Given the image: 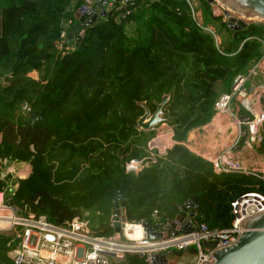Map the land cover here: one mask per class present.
Returning <instances> with one entry per match:
<instances>
[{"label":"trees","instance_id":"obj_1","mask_svg":"<svg viewBox=\"0 0 264 264\" xmlns=\"http://www.w3.org/2000/svg\"><path fill=\"white\" fill-rule=\"evenodd\" d=\"M81 1L0 0V157L31 167L25 178L0 179L8 204L50 221L82 214L100 238L115 231L116 191L129 223L152 224L153 210L171 221L194 198L193 221L209 229L229 226L231 203L250 192L264 197V181L214 174L184 141L211 120L219 93H228L234 78L260 59L264 25L230 32L205 0H196L200 25L188 0H135L124 20L115 22L107 12L68 46L60 33L75 27L72 14ZM213 22L225 36L219 45L205 29ZM126 23H133V35ZM163 95L173 144L135 174L126 173L128 160L148 153L151 132L136 126L139 103L152 113ZM22 102L40 118L28 130V114L18 111ZM236 115L247 112L239 108ZM260 136L264 152V121ZM14 245L9 234H0V264H11L5 253ZM142 263L126 254L120 264Z\"/></svg>","mask_w":264,"mask_h":264},{"label":"built area","instance_id":"obj_2","mask_svg":"<svg viewBox=\"0 0 264 264\" xmlns=\"http://www.w3.org/2000/svg\"><path fill=\"white\" fill-rule=\"evenodd\" d=\"M134 4L135 0H107L104 11L105 14L110 13L115 22H120L132 13ZM189 4L193 20L200 25L194 6L190 2ZM221 20L224 21L222 17ZM124 26L126 32L127 29H131L134 34L133 23H126ZM78 34L81 35L82 30H79ZM64 35L65 31H62L60 37L64 38ZM262 51L260 59L254 65L260 72H264V44ZM237 77L239 78L236 80ZM233 81L236 82L231 86L230 91L220 94L214 102V114L227 111L230 101L235 97L238 105L247 112V115L234 116L228 111L236 126L234 141L237 142L239 138L244 137L243 140L250 145H259L260 126L264 121V113L257 109L255 104L260 93L264 92V82L246 89L243 86L244 76H236ZM18 111L30 114V107L22 102ZM154 127L152 128L155 129L154 137L147 143V156L128 160L124 165L126 173L135 174L164 155L173 144L172 130L166 123ZM204 160L210 164L214 174H247L264 181V163L248 165L241 160L231 159L224 153L215 154ZM30 170L29 164L15 167L14 160L0 157V172H3V178L7 177L9 181L25 178ZM262 211H264V197L250 192L231 203L232 219L225 228L209 229L204 223L195 222L191 217L189 218L193 226L191 232L150 239L144 235L143 222L125 221L117 231L100 238L91 234L87 221L76 214L60 216L53 221L48 220L43 214L35 215L27 212L21 215L8 204V198L5 197L3 189H0V234H9L11 241H15V245L5 253L11 264H120L126 254L141 257L142 264H152V257L155 254L181 251L188 247L195 249V259L192 264H213L214 258L210 254L218 248L233 244L240 234L241 222ZM150 219L152 221L150 226L157 232L166 231L171 222L162 219L155 210L151 212ZM125 226L138 227L139 232L129 236L124 230ZM203 242H213L214 245L211 249H207L203 247Z\"/></svg>","mask_w":264,"mask_h":264},{"label":"water","instance_id":"obj_3","mask_svg":"<svg viewBox=\"0 0 264 264\" xmlns=\"http://www.w3.org/2000/svg\"><path fill=\"white\" fill-rule=\"evenodd\" d=\"M205 1L210 6L212 17H222L230 32L242 29L249 23L264 25V0ZM106 2L107 0H96L92 7L81 4L73 11L72 16L77 24L73 29H67L65 32L64 40L68 46L80 40L79 30L83 31L88 25L98 23L100 18L105 16L104 6ZM235 82H232V86ZM258 100L261 105V112L264 113V92L259 95ZM166 101L167 96L163 95L160 102L155 104V110L152 113L149 112L143 102H140L139 106L142 107L143 113L136 119L138 129L147 131L161 122L163 120L162 109ZM38 119L40 118L37 115L28 114V123L25 129H30ZM0 179L3 180V172H0ZM123 207V197L116 191L112 199L111 209V222L115 231L121 228L126 221ZM196 208L195 199L190 198L180 206L177 215L171 220L168 229L164 232H157L149 224L143 222L144 235L151 239L191 232L193 226L189 218L193 217ZM239 228L240 234L233 244L218 248L210 254L214 258L213 264H264V211L245 219ZM202 245L211 249L214 243L203 242ZM194 259L195 249L188 247L181 251L155 254L152 257V264H192Z\"/></svg>","mask_w":264,"mask_h":264},{"label":"crops","instance_id":"obj_4","mask_svg":"<svg viewBox=\"0 0 264 264\" xmlns=\"http://www.w3.org/2000/svg\"><path fill=\"white\" fill-rule=\"evenodd\" d=\"M96 0H82L81 4H85L87 7H92ZM190 3L195 8V14L198 16L200 23H202L201 11L197 6L196 0H189ZM80 4V5H81ZM77 9V8H76ZM75 9V10H76ZM77 24V22H76ZM206 30H210L214 34H218L214 25L206 26ZM217 32V33H216ZM219 40L225 38L223 32L219 34ZM223 38V39H224ZM219 41V42H220ZM255 65V63H254ZM253 65L250 70H248L249 77L258 76L261 80L257 79V84L264 82V72H260L258 68ZM247 77H244V80ZM248 80V79H247ZM260 82V83H259ZM249 84L248 88H250ZM244 86V82H243ZM218 87V86H217ZM245 88V86H244ZM246 88V89H248ZM222 94L221 92L219 95ZM228 111L233 113L232 110H227L218 114H214L211 120L205 124L206 126L212 127V124L216 122L217 126L215 129H210L211 131H205V125L200 128L192 129L188 132L184 144L185 146L194 154L200 156L201 158L206 159L207 157L213 156L218 153H224L231 159H238L245 162L248 165H259L262 164L264 160V153L259 151L257 144L250 145L246 140H243L241 143L234 141V135L231 133L232 125L236 128L233 120H231L232 115ZM225 125V127H223ZM187 215V213H186Z\"/></svg>","mask_w":264,"mask_h":264},{"label":"rangeland","instance_id":"obj_5","mask_svg":"<svg viewBox=\"0 0 264 264\" xmlns=\"http://www.w3.org/2000/svg\"><path fill=\"white\" fill-rule=\"evenodd\" d=\"M195 9V8H194ZM197 17V21L199 22V18H198V16H196ZM203 22H204V25H206L207 23H206V18H204L203 17ZM213 25H214V27L216 28V29H218V26H217V24L215 23V22H213ZM210 31V30H209ZM127 32H128V34H131V35H133V32L131 31V29H127ZM217 33V32H216ZM214 39H215V43L216 44H220L219 43V35L217 34H214ZM253 65L254 64H251V65H249V67L247 68V71H246V73H245V76L244 77H247L245 80H244V86H245V88H248V86H249V84H251L250 86H251V88H253L254 86H256V84L258 83L257 82V79H259V80H261V78L260 77H258V76H253L252 78H251V76L249 77V75L248 74H251V73H248V70H250V68H252L253 67ZM32 76H34V75H32ZM248 79V80H247ZM260 83V82H259ZM262 93V92H261ZM260 93V94H261ZM256 105V108L257 109H260V110H262L261 109V105H260V103H259V101L257 100V103L255 104ZM240 108V106L238 105V102H237V100L235 99V97H233L232 98V101H230V104H229V110H232V112H233V115L234 116H236V114H237V112H238V109ZM231 120H232V118H231ZM217 122V121H216ZM216 122H214V124H212V127H210V126H206L205 125V127H204V130L205 131H211L210 129H215L214 127H216L217 126V124H216ZM161 123H166V122H164L163 120H162V122H160V123H158V125L159 124H161ZM157 127V126H156ZM223 127H225V125L223 126ZM232 127V131H231V133H233V135L235 136V134H236V128L234 127V125H232L231 126ZM155 128V127H154ZM151 132V135L149 136V138L147 139V141H146V147H147V143L154 137V134H155V129H150V130H147V131H145V132ZM234 139H235V137H234ZM258 146V145H257ZM262 152V151H261ZM264 153V152H263ZM263 163H264V160L262 161ZM262 163V164H263ZM15 167H17L16 166V164H15ZM258 168H260V167H258ZM259 173V172H258ZM58 207V205L56 206V208ZM79 215V214H78ZM79 216H82V214L81 215H79ZM84 216V215H83Z\"/></svg>","mask_w":264,"mask_h":264},{"label":"bare ground","instance_id":"obj_6","mask_svg":"<svg viewBox=\"0 0 264 264\" xmlns=\"http://www.w3.org/2000/svg\"><path fill=\"white\" fill-rule=\"evenodd\" d=\"M124 230L128 233L129 236H133L139 232V228H132L130 226H125Z\"/></svg>","mask_w":264,"mask_h":264},{"label":"flooded vegetation","instance_id":"obj_7","mask_svg":"<svg viewBox=\"0 0 264 264\" xmlns=\"http://www.w3.org/2000/svg\"><path fill=\"white\" fill-rule=\"evenodd\" d=\"M161 122H162V121H161ZM159 123H160V122H159ZM157 124H158V123H157ZM157 124H156V125H157ZM153 127H154V126H153ZM153 127H152V128H153ZM152 128H151V129H152Z\"/></svg>","mask_w":264,"mask_h":264}]
</instances>
